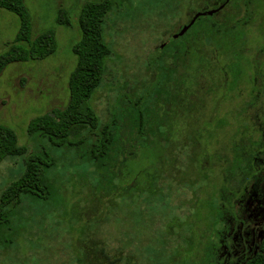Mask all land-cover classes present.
Instances as JSON below:
<instances>
[{
  "label": "rangeland",
  "instance_id": "obj_1",
  "mask_svg": "<svg viewBox=\"0 0 264 264\" xmlns=\"http://www.w3.org/2000/svg\"><path fill=\"white\" fill-rule=\"evenodd\" d=\"M89 1L93 0H25L30 39L52 29L56 48L44 58L12 62L0 74V123L11 128L18 145L25 148L0 162V195L22 175L30 158L43 163L46 192L21 193L16 206L0 212V264H76V256L88 254L83 244L94 240L111 258L118 257L122 242L136 237L133 227L138 219L148 224L143 239H155L160 236L158 226L174 222L196 197L207 203L216 200L211 190L220 187L228 165L235 178L225 183L224 195L231 198L233 215L226 214L227 230L212 239L221 246L219 264H238L253 255L264 221V0H251L240 13V23L228 28L222 42L210 45L206 121L197 119V107L183 110L180 102L160 110L147 62L169 33L193 16L192 11L213 8L216 0H110L103 26L111 55L90 99L101 123L112 114L119 122L109 158L100 148L96 158L91 156L92 145L99 142L95 137L81 143H77L81 135L69 137L55 145L46 135L27 132L33 118L55 115L68 103V80L77 62L73 46L81 35L77 20ZM61 13L67 22L59 23ZM19 28L18 16L0 8V54L15 43ZM141 95L145 97L135 106ZM138 111L143 112V127L142 137L135 141ZM199 129L210 131L200 142L212 154L209 165L203 161L200 169L213 170L205 171L208 180L199 181L195 169L194 197L191 188L174 182L183 178L182 159L174 147ZM137 144L141 146L136 148ZM121 146L130 154L124 157ZM161 169L173 194L144 215L135 203L136 188L160 190L163 185L153 178ZM168 173L175 179L167 178ZM184 183L189 184V178ZM196 212L197 203L177 229L192 240L199 235ZM134 263L130 255L124 264Z\"/></svg>",
  "mask_w": 264,
  "mask_h": 264
},
{
  "label": "trees",
  "instance_id": "obj_2",
  "mask_svg": "<svg viewBox=\"0 0 264 264\" xmlns=\"http://www.w3.org/2000/svg\"><path fill=\"white\" fill-rule=\"evenodd\" d=\"M250 4L251 0H216L213 8L206 10L215 9L216 12L198 17L182 36L174 37L181 27L190 21L191 16L161 42L155 55L149 58L147 62L153 75L152 80L156 84L153 97L159 100L160 106L158 107L160 110L168 108L172 102H180L183 110H191L197 107L196 117L198 120L210 119L204 114L205 93H208L210 88L207 77L209 70H212L213 48L210 45L213 41L214 43L223 41L228 28H234L240 23V13L244 8L247 9ZM110 7V0H93L82 7L77 20L81 35L79 41L73 46V52L77 55V62L68 80V103L55 115L37 116L27 126L29 134L46 135L55 145H62L69 137L81 135L77 143H81L85 138L95 137L96 141L99 142L92 145L91 156L93 158L98 156L99 148L104 158L111 157L116 134L115 128L119 124L115 114H112L108 122L101 123L90 104L92 94L100 85L106 71L105 60L111 55V48L104 37L103 26ZM0 8L16 14L20 20V28L15 43L9 46L5 53L0 54V74L12 62L44 58L55 51L56 45L52 29L43 32L33 40L30 39L31 25L25 0H0ZM192 13L194 15L196 12L192 11ZM58 21L59 23L68 21L65 13H61ZM144 97L145 95H141L134 105L137 106ZM136 116L138 118L136 122L138 131L135 141L142 137L143 112L138 111ZM195 134L196 136L193 134L189 138H185L180 145L174 147L175 153L177 156L180 155L182 159L180 171L183 178L175 179L174 175L167 174L169 176L167 178L172 180L174 178L177 185L191 188L194 195L197 190L194 187L195 179H193L195 169H197L199 181L208 180L209 175H206L205 171L212 169L206 165L203 167L207 168L200 169L203 161L207 162V165L210 163L207 158L212 154L203 150L202 145L205 146V144L200 142L202 136H208L210 131L199 129ZM139 146L141 145L137 144L135 147L138 148ZM121 148L124 157L130 154L127 148L125 149L123 146ZM24 150L23 146L18 145L13 130L0 123V162L5 156L20 155ZM217 161H220V158ZM52 164L53 159H50V165ZM42 165L43 163L35 158L25 161V169L22 175L14 180L0 195V212L7 207L16 206L19 203L21 193L29 192L37 196L45 194L46 187L42 176ZM231 170L230 165L228 168L226 166L223 172H226L227 176H223L224 180L222 179L218 189L212 188L211 191L217 197L216 200L207 203L203 200L204 198H197L195 195L196 200L191 202L190 206L183 210L174 222L158 226L160 228L158 238L146 237L143 239L148 224L142 219H138L133 227L136 237L133 240L125 238L126 240L122 242L124 248L119 249L120 255L118 257L111 258L106 253L105 246H99L98 242L94 240L83 244L87 248V256H76L73 259L74 262L76 264H124L130 261L131 255L136 262L134 264H219L221 259L218 256L221 246L212 238L227 230L226 214L233 215L231 198L224 195L227 189L225 183L228 179L235 178L229 174ZM162 171L163 169L159 170L153 178L155 184L163 185L160 190L153 191L148 186L136 188L135 203L144 215L148 211L150 212L149 208L151 209L153 204L156 205L158 200L164 202L163 198L173 194V188L169 184H165L168 180L162 175ZM186 178H189V184L184 183ZM199 188V191H204V187L199 186ZM195 203H197L196 214L199 221V235L197 240H192L185 237L186 234H182V231L177 229L183 224L184 216L190 215L189 211ZM262 231L263 235L258 243L257 251L247 258H243L238 264H264V221ZM181 236L184 238L182 239ZM125 248L129 250L128 254L123 253ZM98 253L100 258L97 256ZM87 259H90L92 263L86 261Z\"/></svg>",
  "mask_w": 264,
  "mask_h": 264
},
{
  "label": "water",
  "instance_id": "obj_3",
  "mask_svg": "<svg viewBox=\"0 0 264 264\" xmlns=\"http://www.w3.org/2000/svg\"><path fill=\"white\" fill-rule=\"evenodd\" d=\"M214 12H216L215 9L214 10L205 11V12H196V13H194V15L192 16V18L190 19V21L187 24L183 25L181 27V29L174 35V37L182 36L191 27V25H193V23L195 22V20L198 17L203 16L205 14L211 15Z\"/></svg>",
  "mask_w": 264,
  "mask_h": 264
}]
</instances>
